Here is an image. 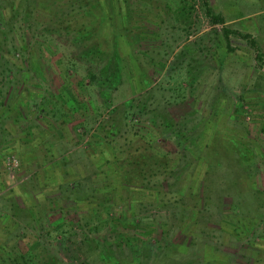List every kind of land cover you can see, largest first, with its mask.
<instances>
[{"label": "rangeland", "instance_id": "374dc122", "mask_svg": "<svg viewBox=\"0 0 264 264\" xmlns=\"http://www.w3.org/2000/svg\"><path fill=\"white\" fill-rule=\"evenodd\" d=\"M206 261L264 264V0H0V264Z\"/></svg>", "mask_w": 264, "mask_h": 264}, {"label": "trees", "instance_id": "16d2710c", "mask_svg": "<svg viewBox=\"0 0 264 264\" xmlns=\"http://www.w3.org/2000/svg\"><path fill=\"white\" fill-rule=\"evenodd\" d=\"M205 7H206V15L208 16V18L211 20V22H212V24H214V25H218V24H222V25H224L225 24V18H224V16L223 15H221V14H216L215 12H214V10H213V8L210 6V4L208 3V2H206V5H205ZM224 34H225V37H226V39H227V42H229V37H230V35H232V34H234V35H237V36H239V37H242V38H244L245 40H247L254 48H258L257 46H256V42L254 41V39L252 38V36L250 35V34H243V33H241V32H239V31H236V30H228L227 28H224ZM257 57L258 58H262V56H261V53L259 52V50H258V55H257ZM93 59V58H92ZM96 60V58H94V61ZM89 81L91 82V83H94V82H97V80H96V74L95 73H92V71L91 70H89ZM95 84V83H94ZM103 213V212H102ZM105 217H107L108 218V223H109V225L110 226H112L113 228H115V226L116 227H122L124 230H137L139 227H140V220H136L135 222H132V223H128V222H126V221H124V220H122L121 218H119L118 219V222H119V225L117 224V221H113L112 219L113 218H109L108 217V214L106 215V213L105 214H103ZM112 221H113V223H112ZM63 224V223H62ZM61 224V225H62ZM60 225V226H61ZM154 233V231H150V232H148V234L150 235V234H153ZM64 237H63V235L61 236V239H63ZM129 241V243H128V246L130 245V247L132 246V243H130L131 242V239H129L128 240ZM156 246V249H157V251H158V253H161V251H163V253L161 254L162 255V261L163 262H166L167 261V258L169 257V255H170V253H169V251H171L172 249H170L171 247L170 246H168V247H165V246H161L160 245V242H159V240H155L154 241V244H152V246ZM135 249H137V248H133V253L136 255V253L137 252H139V251H135ZM139 250H142V248H140ZM152 252H153V250H152ZM169 253V254H168ZM137 256V255H136ZM21 257H23V259H24V255H22ZM164 258V259H163ZM165 259H166V261H165ZM206 263L208 264V262L206 261Z\"/></svg>", "mask_w": 264, "mask_h": 264}]
</instances>
